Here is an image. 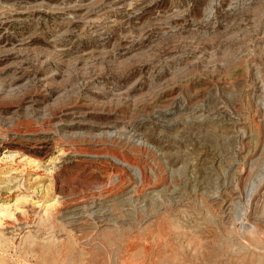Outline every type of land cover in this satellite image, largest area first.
Masks as SVG:
<instances>
[{
  "label": "rangeland",
  "instance_id": "374dc122",
  "mask_svg": "<svg viewBox=\"0 0 264 264\" xmlns=\"http://www.w3.org/2000/svg\"><path fill=\"white\" fill-rule=\"evenodd\" d=\"M0 264H264V0H0Z\"/></svg>",
  "mask_w": 264,
  "mask_h": 264
}]
</instances>
